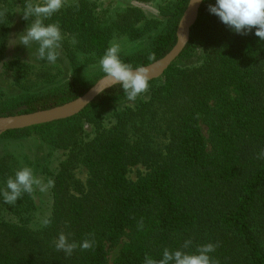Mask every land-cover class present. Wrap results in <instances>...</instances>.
<instances>
[{"label":"trees","instance_id":"16d2710c","mask_svg":"<svg viewBox=\"0 0 264 264\" xmlns=\"http://www.w3.org/2000/svg\"><path fill=\"white\" fill-rule=\"evenodd\" d=\"M189 1L161 6L165 20L127 9L122 17L134 14L141 23L130 27L133 38L165 26L149 48L121 60L135 68L170 53ZM214 2L204 0L184 51L162 77L150 81L135 105L118 107L127 98L117 85L72 118L1 136H39L65 158L55 172L46 170L54 181L47 226L31 225L33 194L14 205L0 197L13 215L0 218V264H109L108 246L118 247L123 239L127 242L113 264H145V256L158 261L165 249L195 254L208 243L217 246L210 253L216 264H264V158H258L264 153V41L255 29L235 34L209 13ZM19 3L23 8L25 0H0V65ZM99 20L96 5L80 0L63 5L45 24L60 26L61 48L71 58L83 54L97 60L111 37L110 27L99 26ZM198 51L202 62L185 65ZM11 64L17 80L32 71L27 64L20 70L18 59L3 67ZM94 83L2 98L0 116L62 106ZM160 135L166 140L162 149L155 139ZM7 158L0 159V189L18 171ZM141 160L150 171L132 181L129 168ZM81 166L88 170L87 183L75 176ZM60 233L78 245L70 256L55 248ZM86 239L92 242L87 250L79 247ZM186 241H191L188 248Z\"/></svg>","mask_w":264,"mask_h":264},{"label":"rangeland","instance_id":"374dc122","mask_svg":"<svg viewBox=\"0 0 264 264\" xmlns=\"http://www.w3.org/2000/svg\"><path fill=\"white\" fill-rule=\"evenodd\" d=\"M80 0H64L63 5H71ZM96 5V10L99 15L98 25L101 27L109 26L110 28V42H117L121 45L120 57H130L134 54L140 53L151 45L153 38L162 30L165 23L161 26L140 38H133L131 36V26L136 25V28L141 26L135 23L136 15H132L130 18H123V14L127 9L137 8L143 12V14L149 18H159L165 20L160 13L161 6H167L177 0H85ZM42 2V0H40ZM22 10V4L19 3L15 9V16L12 21L8 39L6 56L3 63L0 65V101H8L7 98L11 96H20L25 93L40 92L49 88H55L65 83L81 82L91 83L97 82L104 77V73L99 68V59H95L93 56H85L83 54L77 57L71 58L63 48L57 49L58 59L52 64L46 60H40L37 56V49L39 45L33 42L27 48L20 44L19 35L22 34L28 25L30 20H24L20 11ZM123 16V17H122ZM18 59L20 70L22 64H27L32 71L23 77L18 79V74L14 71L15 64H11V68L6 69L3 67L4 63L13 62ZM203 60L202 53L200 51L194 53L188 57L184 62L187 66H196ZM20 70L18 71L20 73ZM43 77L52 78L51 83H46ZM94 83V84H95ZM93 84V85H94ZM143 98V97H142ZM146 98V96L144 97ZM127 100L125 103L118 105L132 106L136 104V101ZM17 115V114H15ZM14 115V116H15ZM203 133L208 138L209 133L205 126H203ZM155 139L157 148L162 149L166 140L160 136H156ZM210 148V147H209ZM8 157V161H11L16 165L15 170H19L23 167H31L34 174L40 178L43 183L47 184L51 176L46 172L50 170L55 172L59 167L60 162L65 158L64 151L51 150L48 145L36 135H29L22 138H9L0 137V159ZM145 160V159H143ZM141 160L138 164L129 168L128 177L130 180L135 181L141 175H146L150 171L149 164ZM10 162V163H11ZM152 167V166H151ZM75 176L83 183H87L88 170L86 167L81 166L75 171ZM35 211L31 225H40L44 219H48L52 213L53 208V195L52 187L45 192H41L38 189L33 193ZM0 218L12 219L13 215L9 213V209L6 208L5 203L0 199ZM127 242V239H123L122 243L115 248L108 246V262L113 264L120 254V250L123 244Z\"/></svg>","mask_w":264,"mask_h":264},{"label":"clouds","instance_id":"9594fccd","mask_svg":"<svg viewBox=\"0 0 264 264\" xmlns=\"http://www.w3.org/2000/svg\"><path fill=\"white\" fill-rule=\"evenodd\" d=\"M195 3L201 0H193ZM64 4V0H25L24 7L20 11L24 20H30L26 30L19 35L20 44L26 48L33 42L39 47L37 56L40 60H46L54 64L58 59V51L61 47L63 35L60 26L55 23L45 24L58 12ZM208 11L215 15L235 34L245 35L253 32L254 35L264 41V0H215L209 4ZM121 45L117 42L111 43L104 55L99 59V68L104 73L105 80L109 85H121L123 92L129 101H135L138 96L146 93L150 87L151 73L147 67L136 66L124 63L120 58ZM155 59L154 56L149 57ZM98 91L103 92L100 84H97ZM258 158H264V153ZM54 185V181L49 179L47 184L38 178L31 167H23L16 171L14 178L10 177L6 181V186L0 189V197L7 204H15L24 194H33L37 189L41 192L47 191ZM50 220L44 219L43 226H47ZM191 241L184 243V248H188ZM57 251H63L70 256L77 248L75 242H70L67 235L60 233L58 239L54 241ZM79 247L89 249L92 247L90 240H84ZM216 245L208 243L198 248L197 253L189 254L185 251H170L165 249L162 258L158 261L150 256H145V264H216L210 253L215 252Z\"/></svg>","mask_w":264,"mask_h":264},{"label":"water","instance_id":"95a60500","mask_svg":"<svg viewBox=\"0 0 264 264\" xmlns=\"http://www.w3.org/2000/svg\"><path fill=\"white\" fill-rule=\"evenodd\" d=\"M203 3L204 0H201L199 3H195L193 0L189 1L187 10L177 30L178 41L175 47L162 59L150 65L144 66L147 67L151 73L150 81L162 77L171 65L180 57L189 42L191 29L198 20L199 12ZM97 84H100V87L104 88L103 92L98 91L99 86ZM117 85L119 84L109 85L105 80V77H103L98 80L84 95L62 106L30 114L0 116V137L9 131L24 130L34 126L72 118L84 111L105 91Z\"/></svg>","mask_w":264,"mask_h":264}]
</instances>
